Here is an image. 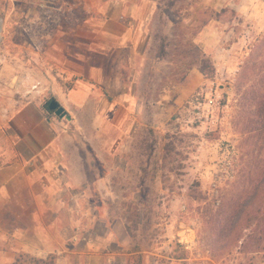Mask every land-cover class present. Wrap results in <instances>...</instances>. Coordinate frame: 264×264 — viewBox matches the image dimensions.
Wrapping results in <instances>:
<instances>
[{
  "label": "rangeland",
  "instance_id": "1",
  "mask_svg": "<svg viewBox=\"0 0 264 264\" xmlns=\"http://www.w3.org/2000/svg\"><path fill=\"white\" fill-rule=\"evenodd\" d=\"M0 8V111L33 104L99 151L107 177L89 193L129 234L114 248L118 264H264L258 228L224 225L230 199L264 158V0H0ZM200 55L210 77L198 70ZM49 99L64 115L47 109ZM110 104L127 116L121 137L118 118L105 117ZM119 142L127 154L111 159Z\"/></svg>",
  "mask_w": 264,
  "mask_h": 264
},
{
  "label": "crops",
  "instance_id": "2",
  "mask_svg": "<svg viewBox=\"0 0 264 264\" xmlns=\"http://www.w3.org/2000/svg\"><path fill=\"white\" fill-rule=\"evenodd\" d=\"M113 108L104 115L118 118L114 136L121 137L127 116ZM82 133L43 119L33 104L0 111V264H13L20 252L55 255L56 264H118L122 258L114 248L130 242L125 226L109 223L89 193L91 183L106 181L98 170L104 173L108 164L89 143H79ZM108 153L123 160L127 150L119 142Z\"/></svg>",
  "mask_w": 264,
  "mask_h": 264
},
{
  "label": "trees",
  "instance_id": "3",
  "mask_svg": "<svg viewBox=\"0 0 264 264\" xmlns=\"http://www.w3.org/2000/svg\"><path fill=\"white\" fill-rule=\"evenodd\" d=\"M197 58L198 70L206 77L213 73V66L207 63L204 55ZM248 184L237 196L230 199L229 214L226 216L227 229H235L241 226L243 229L261 231L264 241V158L249 168ZM175 256L174 258H180ZM56 264V256L48 255L45 258H38L20 252L16 255L13 264Z\"/></svg>",
  "mask_w": 264,
  "mask_h": 264
},
{
  "label": "water",
  "instance_id": "4",
  "mask_svg": "<svg viewBox=\"0 0 264 264\" xmlns=\"http://www.w3.org/2000/svg\"><path fill=\"white\" fill-rule=\"evenodd\" d=\"M48 108L50 110L55 109V114L56 115H64V108L60 106V104L55 100L51 99V101L48 104Z\"/></svg>",
  "mask_w": 264,
  "mask_h": 264
},
{
  "label": "built area",
  "instance_id": "5",
  "mask_svg": "<svg viewBox=\"0 0 264 264\" xmlns=\"http://www.w3.org/2000/svg\"><path fill=\"white\" fill-rule=\"evenodd\" d=\"M4 23H5V19L2 16V10L0 8V39H1V34L3 32Z\"/></svg>",
  "mask_w": 264,
  "mask_h": 264
},
{
  "label": "flooded vegetation",
  "instance_id": "6",
  "mask_svg": "<svg viewBox=\"0 0 264 264\" xmlns=\"http://www.w3.org/2000/svg\"><path fill=\"white\" fill-rule=\"evenodd\" d=\"M50 101H51V99H49V100L46 102V106H47V109H48V110H50V109L48 108V104H49ZM50 111L55 113V109H52V110H50Z\"/></svg>",
  "mask_w": 264,
  "mask_h": 264
}]
</instances>
